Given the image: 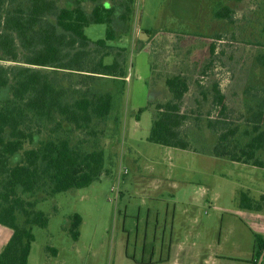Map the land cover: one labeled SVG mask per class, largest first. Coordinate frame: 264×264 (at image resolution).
Wrapping results in <instances>:
<instances>
[{
  "label": "rangeland",
  "instance_id": "obj_1",
  "mask_svg": "<svg viewBox=\"0 0 264 264\" xmlns=\"http://www.w3.org/2000/svg\"><path fill=\"white\" fill-rule=\"evenodd\" d=\"M56 1L60 7L73 6V0ZM115 2L102 1L107 8ZM133 2L129 23L119 21L122 10L118 9L113 24L117 38L108 43L114 48L127 49L131 81L125 85L112 78L94 82V89L114 96L111 115L105 122L94 124L95 133L75 130L67 124L59 132L88 150L97 142L105 151L108 173L86 188L49 198L43 192L32 197L38 202L36 210L47 214L49 225L33 227L35 242L28 264H112L114 261L124 264L128 237L132 242L129 252L133 254L136 248L133 242L142 235L144 222L138 231V216L145 219L151 208V211L159 209L162 218L164 208L173 203L177 205L181 237L192 235L190 227L184 224L188 214L182 213L186 209L185 212L190 215L194 212L198 219L191 226L195 237L201 232L205 238L222 239L224 253L231 254L241 235L246 250L239 258L250 256L252 238L237 215L239 196L246 192L257 199L264 194V168L210 154L218 135L207 127V114L216 116L217 110L212 98L203 101L200 93L219 84L228 107V121L231 126L244 129L247 118L264 97V0ZM93 6L88 0L83 4L88 14ZM225 8L230 9L229 17H218L217 13ZM107 28L105 24H92L85 29V34L97 41L105 38ZM145 32L155 33L151 41ZM211 45L215 47L213 56L209 51ZM111 60L108 58L107 62ZM150 74L149 88H146L144 78ZM176 74L187 77L190 85L183 110L192 112L184 128L193 151L170 150L148 142L153 112L138 114L150 99L170 98L165 79ZM9 96V89L2 90L0 102ZM52 128L53 124L46 125L43 133L36 136L35 145L47 140ZM260 157L264 161V153ZM20 158L21 154H17L11 165ZM75 214L83 220L77 241L68 233ZM11 236L12 230L0 225V251ZM48 247L56 249L59 255L48 252ZM136 249L139 255L140 247Z\"/></svg>",
  "mask_w": 264,
  "mask_h": 264
},
{
  "label": "trees",
  "instance_id": "obj_2",
  "mask_svg": "<svg viewBox=\"0 0 264 264\" xmlns=\"http://www.w3.org/2000/svg\"><path fill=\"white\" fill-rule=\"evenodd\" d=\"M85 1L73 0V6L60 7L56 0H0V92L10 91V96L0 102V225L12 230L0 252V264H28L35 242L33 227L49 225L47 214L36 210L34 195L43 192L49 198L86 188L108 173L105 151L97 142L88 150L59 132L67 124L93 134L94 124L105 122L111 115L113 94L99 92L93 84L103 78L124 81L128 77L127 49L108 43L117 38L113 24L118 9L122 10L119 21L129 23L134 2L111 0L115 3L107 8L103 0H88L94 4L88 14L83 7ZM229 13L225 8L217 16L227 18ZM92 24L108 26L104 39L92 41L87 37L85 29ZM145 33L150 41L155 34ZM209 51L213 56L215 47L211 45ZM165 85L168 100L150 99L138 110V114L153 112L147 141L192 150L184 128L192 113L183 110L190 90L188 79L182 74L168 76ZM200 94L203 101L211 97L217 110L216 116L207 114V127L218 135L210 154L264 168L260 157L264 153V97L242 130L228 121V107L219 84ZM48 124H53L52 135L35 145L36 136ZM17 154H21L20 160L11 165ZM239 206L264 214V194L255 199L241 192ZM82 221L79 214L71 217L68 233L74 241L80 237ZM254 240L260 255L264 240L257 234ZM47 251L57 254L54 248Z\"/></svg>",
  "mask_w": 264,
  "mask_h": 264
},
{
  "label": "crops",
  "instance_id": "obj_3",
  "mask_svg": "<svg viewBox=\"0 0 264 264\" xmlns=\"http://www.w3.org/2000/svg\"><path fill=\"white\" fill-rule=\"evenodd\" d=\"M148 62L151 66L150 58ZM132 68L133 70L135 69V74H138V69L134 66ZM151 68L152 66L150 67V72ZM151 74L150 77L144 78L146 88H149ZM130 81V75L128 74V77L121 82L125 85ZM167 148L170 150L176 149ZM185 210L182 214H188V218L184 224L187 223V226L190 227L189 234H192L191 236L186 235L185 237H181L180 234V227L178 226L180 220L178 218L177 205L174 203L173 205L167 204L163 212L165 216L162 218L159 209L151 211V208L145 219L138 216L136 227L139 231L140 223L144 222L143 231L140 237H136L133 246L136 248L140 247V254H137L136 248L133 250V254L129 252V247L130 245L132 246V242L130 241V237H128L126 241L124 264H230L238 262L256 264L255 260L258 256V247L255 244L254 236L255 234L260 235L264 240L263 213L243 210L239 206L237 215L241 217L240 223L252 238V245L249 247L250 256L248 258H239L246 250L241 235L238 236V242L234 244L233 252L231 254H225V245L222 239L212 240L210 238H205L201 232H198V237L194 236V230L191 226L194 227L193 225L198 219L194 212L190 215L189 212H185ZM207 234L209 235L208 232L205 233V235ZM58 255L59 252L57 251L56 257ZM112 264H115V261L112 262Z\"/></svg>",
  "mask_w": 264,
  "mask_h": 264
},
{
  "label": "flooded vegetation",
  "instance_id": "obj_4",
  "mask_svg": "<svg viewBox=\"0 0 264 264\" xmlns=\"http://www.w3.org/2000/svg\"><path fill=\"white\" fill-rule=\"evenodd\" d=\"M255 262L256 264H264V247H262V252L260 253V255L258 254Z\"/></svg>",
  "mask_w": 264,
  "mask_h": 264
},
{
  "label": "built area",
  "instance_id": "obj_5",
  "mask_svg": "<svg viewBox=\"0 0 264 264\" xmlns=\"http://www.w3.org/2000/svg\"><path fill=\"white\" fill-rule=\"evenodd\" d=\"M112 191H116V188L115 187H112Z\"/></svg>",
  "mask_w": 264,
  "mask_h": 264
}]
</instances>
